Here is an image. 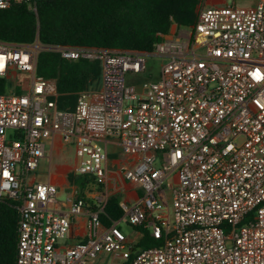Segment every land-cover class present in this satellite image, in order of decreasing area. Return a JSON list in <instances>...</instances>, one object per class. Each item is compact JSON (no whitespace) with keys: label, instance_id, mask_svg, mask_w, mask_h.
Returning a JSON list of instances; mask_svg holds the SVG:
<instances>
[{"label":"built area","instance_id":"1","mask_svg":"<svg viewBox=\"0 0 264 264\" xmlns=\"http://www.w3.org/2000/svg\"><path fill=\"white\" fill-rule=\"evenodd\" d=\"M226 1L201 0L193 26L161 35L151 52L0 40V200L18 215L14 264H264V0ZM23 3L36 11L35 0L0 9ZM42 51L99 60L98 88L59 109L55 81L36 73ZM151 56L158 79L128 84ZM55 138L74 147L72 173L98 185L108 176L103 143H119L130 164L118 174L142 193L119 202L118 220L105 226L78 191L61 210L57 186L35 182ZM79 215L86 239L60 246ZM122 220L157 244L130 243Z\"/></svg>","mask_w":264,"mask_h":264},{"label":"trees","instance_id":"2","mask_svg":"<svg viewBox=\"0 0 264 264\" xmlns=\"http://www.w3.org/2000/svg\"><path fill=\"white\" fill-rule=\"evenodd\" d=\"M201 0H35L36 11L27 4L0 9V40L44 45L151 52L171 27H191ZM36 73L54 80L61 110H73L80 91L97 89L99 60H66L59 53L42 51ZM6 81L0 80V92ZM71 184L79 183L73 175ZM122 216L117 197H110L99 214L108 226ZM18 215L14 203L0 200V264H14ZM139 231V228L134 227ZM143 229L138 248L156 245Z\"/></svg>","mask_w":264,"mask_h":264},{"label":"crops","instance_id":"3","mask_svg":"<svg viewBox=\"0 0 264 264\" xmlns=\"http://www.w3.org/2000/svg\"><path fill=\"white\" fill-rule=\"evenodd\" d=\"M214 4H216V2H214ZM175 27L176 26L173 25L169 32L173 31ZM16 90L19 91V87H16ZM103 144L107 153L105 168L108 176L104 185H98L88 176H76L72 173V167L76 162L74 151L71 160H68L67 157L63 155V151L67 148L66 146H70L74 149L72 144H64L57 138L46 141L45 157L41 160L34 174V180L35 182H51L57 186V207L59 209L65 210L68 208L69 203L67 199H73L75 191H78L79 195L85 198L91 210L99 209L100 211L103 210V204L96 200L97 194L105 193L108 199L112 196L117 197L118 205L120 201H125L127 203L134 202L141 195L142 191L138 186L129 183L118 174L121 166H128L130 164V158L122 153L119 143L115 140H105ZM69 175L78 178L80 182L71 184L68 180ZM172 181L175 183L174 176ZM130 227L132 231L138 234V239L133 240L130 233L125 234V236L130 243L136 245L141 239L143 229L138 227L139 231H137L134 227ZM120 229L122 231L121 227ZM86 236L87 216L79 215L74 218L68 236L61 240L59 244L60 246H71L75 243L84 241Z\"/></svg>","mask_w":264,"mask_h":264},{"label":"rangeland","instance_id":"4","mask_svg":"<svg viewBox=\"0 0 264 264\" xmlns=\"http://www.w3.org/2000/svg\"><path fill=\"white\" fill-rule=\"evenodd\" d=\"M210 5H214L213 1L209 2ZM234 4L236 7L238 8H246L249 7L250 5L254 4L253 0H235ZM226 5L227 6H231L233 5L231 0H227L226 1ZM146 65H147V69L144 73L141 74H132V73H128L126 74V82L128 84H137L139 85L140 83L147 81V80H157L159 77V68H160V64H161V59L157 58V57H147V61H146ZM19 86V85H18ZM10 134V131L8 132ZM243 138L239 137L237 139L238 143H242ZM67 148L63 151V155L67 157L68 160H71L73 157V151L75 154V150L70 147V146H66ZM169 195V193L167 194ZM62 199V198H60ZM120 227L122 228V232L124 234H131V238L133 240H137L138 239V234L134 231H132V228L126 224V222L124 220H122L119 223Z\"/></svg>","mask_w":264,"mask_h":264}]
</instances>
